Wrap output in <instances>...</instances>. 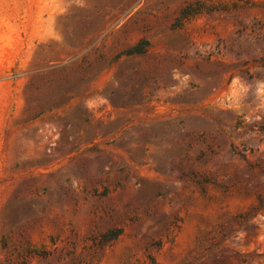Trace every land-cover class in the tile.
Returning a JSON list of instances; mask_svg holds the SVG:
<instances>
[{"label":"rangeland","instance_id":"374dc122","mask_svg":"<svg viewBox=\"0 0 264 264\" xmlns=\"http://www.w3.org/2000/svg\"><path fill=\"white\" fill-rule=\"evenodd\" d=\"M0 264H264V0H0Z\"/></svg>","mask_w":264,"mask_h":264},{"label":"trees","instance_id":"16d2710c","mask_svg":"<svg viewBox=\"0 0 264 264\" xmlns=\"http://www.w3.org/2000/svg\"><path fill=\"white\" fill-rule=\"evenodd\" d=\"M188 10L185 9L182 13V17L188 15ZM143 42L135 47H133L132 49L128 50L126 52V55H138V54H142L145 52V46H143ZM145 45V44H144Z\"/></svg>","mask_w":264,"mask_h":264}]
</instances>
